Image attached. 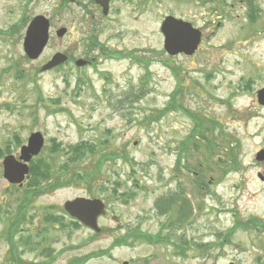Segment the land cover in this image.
I'll use <instances>...</instances> for the list:
<instances>
[{"label": "rangeland", "instance_id": "rangeland-1", "mask_svg": "<svg viewBox=\"0 0 264 264\" xmlns=\"http://www.w3.org/2000/svg\"><path fill=\"white\" fill-rule=\"evenodd\" d=\"M138 1L142 3L138 12H131L126 6L119 15L102 19L93 9L91 0H0V147L9 144L12 154L18 153L20 145L15 146L13 136L25 144L29 134L40 132L46 144L50 146L54 142L62 148L53 157L47 149L35 158L51 163L53 174L60 173L67 162L68 148L81 141L95 144L97 155L115 151L119 157L105 155L108 159L91 185L72 181L66 187L44 191L31 200L28 209L31 219L21 226V237H31L40 244L32 242L31 246H25L30 248L25 249L19 246L25 252L23 260L28 264L47 261L50 249L53 258L47 264H70L74 258L91 255L82 264H257V257L264 263V231L237 228L228 242L217 240L216 233L231 228L233 215H218L215 211L217 199L183 185L184 181L180 184L187 198L194 207L203 206L201 211L193 213L191 223L164 228L166 215L156 214V199L178 187L174 179L178 148L194 125L181 111H172L156 120L148 117L158 115L166 106L177 79L182 84L176 96L178 102L201 119L214 120L221 125V128L213 126V132L204 131L213 142L211 152L203 151L202 146L194 152L189 150L190 155L185 159L183 155L179 166L202 165L206 179L216 181L217 185L211 190L226 205L229 203L231 209H239L237 220L251 215L264 217V186L256 180L257 168L251 165L253 154L264 147V141L253 134L256 129L253 119L243 116V113L263 112L244 111L248 97L232 101L238 110L230 111L226 104H220L217 99L226 100L229 86L219 88L217 68L220 64L215 49L210 46L202 48L194 58L167 57L162 53L159 26L164 16L172 11L170 0H155L154 9L150 0ZM184 12V8L174 11L177 15ZM92 13L97 28L96 42L112 46L125 57L107 59L101 52L91 51L89 58L94 55L95 61L78 68L74 62L86 59L85 43L95 25L91 21ZM38 15L49 19L50 38L40 57L31 61L25 59L21 44L28 22ZM195 23L200 25L198 20ZM11 27L18 28L12 36L6 33ZM60 28L66 29V34L57 38L54 33ZM56 53L67 56L68 61L41 71ZM128 53L133 54L132 58ZM223 57L228 64L234 60V55ZM145 59L150 61L147 68L142 63ZM77 78L85 81L79 94L75 91ZM142 84L146 93L140 100L131 105L128 101H120L125 91L131 88L135 91ZM38 95L42 96L45 108L38 103ZM58 109L62 111L56 112ZM231 154L241 166L240 173L225 175L223 172L232 165ZM125 155L134 164L125 162ZM68 168L88 172V158ZM116 182L121 184L118 194L134 193L128 203L113 195ZM5 185L0 178L1 234L6 227V223H1L5 214L2 209L8 205L15 209L19 199L16 191L4 193ZM77 197L100 199L105 204L106 214L98 219L100 233L71 226L62 205ZM47 215L63 216L62 227L46 223L43 218ZM136 227L148 234H159L164 241L154 245L117 246L110 251V257L101 253L115 238ZM199 243L219 249L201 257L196 249ZM188 246L193 248L189 250ZM43 248L47 249L44 253L40 251ZM6 252L0 238V264H4Z\"/></svg>", "mask_w": 264, "mask_h": 264}, {"label": "flooded vegetation", "instance_id": "flooded-vegetation-1", "mask_svg": "<svg viewBox=\"0 0 264 264\" xmlns=\"http://www.w3.org/2000/svg\"><path fill=\"white\" fill-rule=\"evenodd\" d=\"M150 1L151 6L154 9L155 0ZM91 3L93 5V9L99 15H101L102 19H106L112 14L119 15L122 12L123 8L126 6H128V9L131 12H138L142 6V3L138 0H108L107 13L106 15H104L103 7L100 4H98L95 0H91ZM170 5L172 7V11L164 16L159 26V32L162 37V53L166 54L163 48L164 36L161 33L160 28L166 18L171 17L175 20L189 25V29H187V32L176 30L174 34H177L178 36H185L186 34H189L188 39L190 40L195 35V33L191 32L190 29L197 31L199 34V43L192 55L178 54L175 56H169L166 54L167 57L182 56L185 58H194L198 54V52L206 46H210L211 49H215V52L218 55V63L220 64V66L217 68L218 73L220 74L221 83V87L219 88L223 89L222 86H227V84L229 86L228 96L226 97V100L224 102L221 101V99L217 100L220 101V104H226L230 108L229 110L232 111L238 110V108L233 107L234 104L232 101L234 99H237L239 97H248L249 103L245 106L244 111L256 110L258 112H263V114L253 113L251 115L243 113V116L245 118L253 119L256 127L253 134H255L257 138L260 137L261 141H264V0H170ZM179 8H184V14L177 15L174 13V11L178 10ZM94 19L95 16L92 13L91 21L93 22V24H95ZM196 20L200 22V25H196ZM96 33L97 28L95 24L91 29L90 35H93L96 38ZM204 50L207 49L205 48ZM94 51L101 52L102 57L105 56L107 57V59L113 58L114 56H117V54H120V52L114 50L112 46L101 42H97L95 44L92 53H94ZM122 55L124 54L122 53ZM127 55H129L128 57L130 58H132L133 56L132 53H128ZM224 55H234V60H232L230 64H228L224 60ZM136 59L140 60V58ZM82 60L86 62V65H84L83 67H86L95 61V57L93 55L89 58L88 55L86 59ZM143 65H145L147 68L150 65V61L145 59ZM232 79H235V81H231ZM224 82H226L225 85ZM216 125L218 128H221V125L218 124V122L216 123ZM244 127H248L246 121L244 122ZM221 133H223V130H221ZM28 137L25 144L21 143L17 136H13L11 138L12 141L16 144V147L20 145L18 148V153L12 154L9 144L4 148L0 147V178L3 179L6 183L3 189L4 193L8 195L16 191L19 197L16 202L15 209H11L10 205H8V208L2 209L5 214L4 217L1 218V223H6V227L2 234L0 232V238L3 240L7 250L4 264H28L23 260V255L25 252L23 253V250L19 246H22L24 248L25 246H31V243L34 242L32 241L31 237H21V233H23V229L21 228V226L26 224L31 219V215L28 214V209L30 207L31 201L29 202V200H27L26 198H28V191L30 189H33L32 184L29 183V180L24 181L21 185H13L8 183L4 179L5 168L3 165V161L7 157H12V163L16 165L22 164L23 161L20 159V154L22 148L27 145ZM47 146L49 145L42 140L41 151L49 149L48 151L51 157H53L54 153L56 154L57 149L61 151V146L55 144L54 142H52V144L48 148ZM187 157L188 156H185L184 159ZM35 158L36 157H32L28 162L27 166L29 170L33 166V164L38 163V161H36L37 159ZM229 158L232 165L229 166L223 172V174L227 175L230 173H240L239 171L241 169V166H239L240 164L237 158H235V156H232V154L229 155ZM44 161L46 160L44 159ZM251 165L254 168H257V171L255 172L256 180L260 185L264 186V147L260 148L253 154ZM50 168L52 169L51 163ZM174 179L178 182L176 183V186L178 187L175 190L167 192V194L170 193V196L173 197L171 198L170 203V206H172L171 215L174 217V220L177 218V215L179 213H182L184 215L182 224H174L175 227H179L180 225L184 226L186 223H191L192 216H194L195 213L201 211V208H203L202 205L194 207L191 200L187 198L186 190L183 189V186L180 184V181H184L183 185L193 187V190H197V192H199L200 194L206 196L208 195L210 196V198L214 197L215 199H217L215 211L218 215H233L234 222L231 228H229L227 232L216 233L215 236L217 240L224 239L222 241L223 243L228 242L227 239H229V237L234 233V230L237 228H241L243 230L252 228V230H254L255 232L264 231L263 216L251 215L245 220H237L239 217V209H231L229 207V203H227L226 205L225 201L218 198L216 192L211 190V188L217 185L216 181L214 180V178L206 179V177L202 173V165L199 164L198 166L194 167L187 164H184L182 166L177 165L174 168ZM53 184L54 183L52 179H49L46 182L45 180L40 182L42 189L52 187ZM180 194L184 195V199L182 201L179 199L176 200L177 195ZM6 199L7 198H4V200ZM176 203H183V208ZM231 203L237 206V203L234 200H231ZM63 218V216L58 215H47L43 219L46 223H51L52 225H54L53 227H62ZM17 226L18 232L16 231ZM222 242H217V244H222ZM34 243L40 244V242L38 241ZM204 245L205 244L203 243H199L196 246V249L200 252L201 257L210 254L214 249H219L209 246L205 247ZM204 247L206 248V250L203 252V250L205 249ZM192 248L193 246H188L189 250ZM40 251L44 253L45 251H47V249L43 248ZM49 252L50 255L47 257L49 258V260L40 262L38 264L49 263V261L53 258L51 257L50 249ZM259 259L260 257L256 258L257 264H264L260 262Z\"/></svg>", "mask_w": 264, "mask_h": 264}, {"label": "trees", "instance_id": "trees-1", "mask_svg": "<svg viewBox=\"0 0 264 264\" xmlns=\"http://www.w3.org/2000/svg\"><path fill=\"white\" fill-rule=\"evenodd\" d=\"M63 3H65V1H63ZM61 7L63 8V6H61ZM27 21H29V20L27 19V20L23 21L24 25H26ZM16 32H18V28L17 27H11L7 30L6 33L10 34V36H12ZM0 33H2V32H0ZM96 43H97L96 38L93 35L88 36V40H86V43H85V51H84V54L86 55V57L89 55V53L91 51L94 50V46ZM123 57H125V56L122 54H117V56H114V58H123ZM137 61H139V60L137 59ZM142 63H144V62L142 61ZM84 82L85 81L82 80L81 78H77L76 84H75L76 94L80 93V91L82 90V85H84ZM181 87H182L181 81H180V79H177V86H176L174 92L172 93L171 97L169 98V101L166 104V106L158 112V115L148 116L152 120L153 119L156 120V119H159L160 117H162L163 115L170 113L172 111H181L183 113H186L192 119L193 124H194L192 131L186 137V139L180 143V146L178 148L177 165H179L181 159L183 158L182 157L183 155L184 156L190 155L189 150H192L194 152L196 150L201 149L200 146H202L203 151L211 152L213 142H212V140L208 139L205 136L204 131L213 132L214 127L216 125L213 120L211 121L209 119L207 120L204 118L201 119L196 113L187 111L183 107V105L180 102H178L176 96H178L180 94ZM145 93H146V90L142 84L141 87L137 88V90H135V91H134V88H131L130 90L125 91L123 93V96L121 97L120 101L121 102L122 101H128L129 104L131 105V104L137 102L138 100H140L145 95ZM38 103L43 108H45L44 100L42 99L41 95H38ZM53 103H55V102L53 101ZM55 111L61 112L62 110L58 109ZM151 119H149V120H151ZM95 147H96L95 144L90 143V142H84V141H81L74 146H70L68 148L69 155H68V153H65L68 155L67 162H64L63 168L60 170V173H57V174L52 173V169L50 168V163H48L47 161L39 160L37 164H33V166L30 168L31 178L29 180V183L32 184L33 189H30L28 191V194H27L28 198H26V199L29 200V202H30L33 199V197L35 198L36 196L42 194L44 190L46 192H48V191H51L52 189H55V188L66 187L72 181H77V182L85 181V183L87 185H91L92 183H95V181H96V179L99 176V173L101 171L103 162L107 161V159H108V157L105 155H111L114 159L119 158L116 155L117 153L115 151H113L112 153H109V154L103 153L102 155H100V154L97 155ZM190 148H192V149H190ZM61 151H62V149H61ZM85 158H88L90 171L85 172V171H81L79 169L77 171L76 170L72 171L68 168V166L70 164H73L75 162L84 161ZM124 158H125L124 159L125 162L134 164V162H131L132 160L129 158L128 155H125ZM67 174H69V176H65ZM49 179L53 180V183H54L53 186L49 187V188L42 189L40 182L43 180H45V182H46ZM119 187H121V184L116 182L115 186L113 187V195L114 196H116L117 198L121 197L122 202H124V203H128L129 200L133 199V197H134L133 192H124V193L118 194V188ZM171 198H173V197L170 196V193H169L167 195L158 197L155 201V204H154V209H155L157 215H160V216L166 215V222H165L166 224H165L164 228H167L168 225L174 226V224H182V222L184 220V215L182 213H179L175 220H174V217L171 215V209H172V206H170ZM177 199L182 201L184 199V195H182V194L177 195L176 200ZM176 204L179 205L180 207H182V205H183V203L182 204L176 203ZM71 226L73 228H80V225L77 222H73V221H71ZM63 227H64V225H63ZM163 241H164L163 237H161L159 234H156V235L148 234V233L140 230L138 227H136V228L128 229L122 236L115 238L112 245L107 250H105L101 253L108 255V257H110V251L114 247H117V246H133L136 243H146V244H153L154 245V244H161ZM165 241H168V238H166ZM175 248H177V246H175ZM91 256H85L83 258H74L70 262V264H82L84 261L90 259Z\"/></svg>", "mask_w": 264, "mask_h": 264}, {"label": "water", "instance_id": "water-1", "mask_svg": "<svg viewBox=\"0 0 264 264\" xmlns=\"http://www.w3.org/2000/svg\"><path fill=\"white\" fill-rule=\"evenodd\" d=\"M103 7V14L107 13L108 0H95ZM189 25L175 20L174 18H166L161 25V33L164 36L163 48L167 55L175 56L178 54L192 55L199 43V34L195 30H191L195 35L192 39H188L189 34L178 36L174 34L176 30L187 32ZM50 23L48 18L42 15L35 16L26 26L22 39V51L24 56L31 61L40 57L43 50L46 48L49 41ZM66 34V29L60 28L55 32L57 38H62ZM67 61V57L61 53L55 54L51 60L41 68V71H46L59 66ZM86 62L79 59L75 62L76 67H83ZM42 147V135L38 132L32 133L27 145L21 150L20 159L23 164L16 165L12 163L13 158L7 157L3 161L5 168L4 178L10 184H20L25 177H28V167L32 156H37ZM64 212L73 220L78 222L82 227L89 229L95 234L100 232L97 221L106 213L105 205L99 199H89L77 197L71 201H66L63 204ZM122 264H128L123 262Z\"/></svg>", "mask_w": 264, "mask_h": 264}]
</instances>
